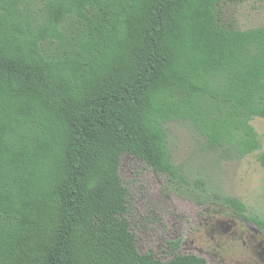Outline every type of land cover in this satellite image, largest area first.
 I'll return each mask as SVG.
<instances>
[{"label": "trees", "instance_id": "1", "mask_svg": "<svg viewBox=\"0 0 264 264\" xmlns=\"http://www.w3.org/2000/svg\"><path fill=\"white\" fill-rule=\"evenodd\" d=\"M224 2L0 0V264H209L139 252L120 167L130 154L189 185L174 122L227 161L261 150L264 27L227 25Z\"/></svg>", "mask_w": 264, "mask_h": 264}, {"label": "rangeland", "instance_id": "2", "mask_svg": "<svg viewBox=\"0 0 264 264\" xmlns=\"http://www.w3.org/2000/svg\"><path fill=\"white\" fill-rule=\"evenodd\" d=\"M221 13L227 25L238 29L264 27V0H225ZM252 124L261 150L230 161L208 151L190 124L167 125L173 161L189 185L170 181L130 154L123 156L120 174L130 194L126 218L140 253L153 252L162 261L194 254L209 264H264V230L223 206L199 202L208 193L237 197L264 220V118ZM178 241L175 250L172 243Z\"/></svg>", "mask_w": 264, "mask_h": 264}]
</instances>
